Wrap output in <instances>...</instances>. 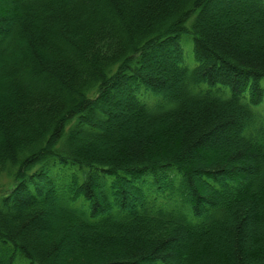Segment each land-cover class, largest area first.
I'll return each instance as SVG.
<instances>
[{
    "label": "trees",
    "instance_id": "obj_1",
    "mask_svg": "<svg viewBox=\"0 0 264 264\" xmlns=\"http://www.w3.org/2000/svg\"><path fill=\"white\" fill-rule=\"evenodd\" d=\"M209 1L0 5V264H218L221 236L264 264V34L213 27ZM123 93L133 138L107 127Z\"/></svg>",
    "mask_w": 264,
    "mask_h": 264
},
{
    "label": "rangeland",
    "instance_id": "obj_2",
    "mask_svg": "<svg viewBox=\"0 0 264 264\" xmlns=\"http://www.w3.org/2000/svg\"><path fill=\"white\" fill-rule=\"evenodd\" d=\"M253 0H210L207 3V7L204 10L203 13V18L213 27L217 28V29H227L230 28L231 26H235V28L238 29L239 31V39H244V38H249V36H254V37H261L264 34V22L261 21L255 14V11L253 10V8L251 7V3ZM7 0H0V5L3 3H6ZM229 2V3H227ZM189 38V37H188ZM190 40V39H189ZM49 56H51L50 53H47ZM185 56H187V63H189V65L192 66V60H193V54H192V45L191 42L189 44V50L187 49V52L185 53ZM191 62V64H190ZM161 63H163V65H165V62L161 61ZM169 66V64H168ZM166 67V66H165ZM164 69L167 70V68H162L160 66H156L155 72H161V74L165 73ZM169 69V68H168ZM163 70V71H161ZM262 87H264V82L261 83ZM110 108L108 109L111 113V115H114V117L111 119V124H109L107 127H109V129H114L115 126H119L120 129L122 128L123 130V134L122 136L125 137H129V138H133V134L137 133L139 130H142L143 127L137 126V123L134 121L135 119L133 118V107H131L129 101H128V96L125 95L124 93L120 96H118V98L116 99H112L110 101ZM264 106V105H263ZM116 115V116H115ZM140 132V131H139ZM214 150H221L223 147L220 146L218 143H213L212 147ZM222 151V150H221ZM212 154L206 153L205 151H202L201 153H199L197 155L198 158H206V157H210ZM212 156H216V155H212ZM196 158L195 160L198 161V158ZM193 158V157H192ZM191 158V159H192ZM6 181H2V184H4ZM58 216H56L53 213L49 212V215H47L46 217H44V221L47 222V226L49 231L45 232V236L44 237H40V240L42 242H46L48 239L52 238L55 234V232H58L60 230L64 231V229L62 228H58L57 230L55 229V225H56V220H57ZM253 227H250L249 231L250 234H253L255 232V230L253 229ZM54 230V231H53ZM69 236H74L73 232H69L68 233ZM135 236V235H134ZM215 237V236H214ZM227 237L225 236H221L218 237V239H216V241L211 242L210 239H207V241L209 243H213L211 245V249H215L216 252H220V254L218 253V257H216L214 254H212L210 252L208 257L211 258H218L219 259V263L218 264H228L227 263V259L222 257V247L226 246ZM136 244H142L145 241L140 239V236L138 237V239H136V236L133 238ZM138 242V243H137ZM72 246V244L67 247L66 251L70 249V247ZM213 247V248H212ZM125 248V247H124ZM210 249V250H211ZM94 250V249H93ZM200 250H202L200 248ZM209 250V251H210ZM65 251V252H66ZM173 253L175 254V256H182V255H186L189 256L191 254H194L193 252H187V249L185 248V246L183 245H173L172 246V250ZM208 251V252H209ZM66 254V253H65ZM62 255H59L58 259L59 262H61L62 259ZM85 255V254H83ZM95 256V255H94ZM215 256V257H214ZM220 256V257H219ZM189 258V257H188ZM226 259V260H225ZM69 262V261H68Z\"/></svg>",
    "mask_w": 264,
    "mask_h": 264
}]
</instances>
